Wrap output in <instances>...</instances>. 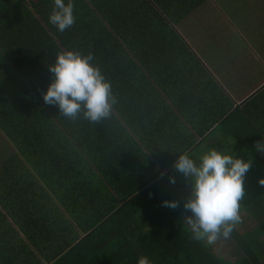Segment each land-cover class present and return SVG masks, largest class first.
Returning a JSON list of instances; mask_svg holds the SVG:
<instances>
[{"label": "trees", "instance_id": "obj_1", "mask_svg": "<svg viewBox=\"0 0 264 264\" xmlns=\"http://www.w3.org/2000/svg\"><path fill=\"white\" fill-rule=\"evenodd\" d=\"M226 1L73 0L61 33L53 0H0V264H264V186L246 189L225 261L192 238L190 184L173 168L223 150L201 145L217 130L264 171V20L230 19ZM65 50L94 56L117 98L109 118L44 103Z\"/></svg>", "mask_w": 264, "mask_h": 264}, {"label": "clouds", "instance_id": "obj_2", "mask_svg": "<svg viewBox=\"0 0 264 264\" xmlns=\"http://www.w3.org/2000/svg\"><path fill=\"white\" fill-rule=\"evenodd\" d=\"M73 0H53L48 14V23L58 32H65L76 23ZM91 53L65 50L58 52L55 62L48 70L52 81L42 94L45 104L58 106L60 114L75 120L78 117L92 123L100 122L111 115L117 103L111 84L100 68L93 63ZM255 150L264 153V142L254 145ZM251 167V160L244 161L234 154L210 148L198 161L183 153L173 163V168L190 178V194L183 209L190 213L184 217L192 238L214 246L221 240H228L241 223V201L245 196L244 179ZM170 183H175L169 177ZM264 186V179L259 180ZM161 206L175 209L178 201H162ZM137 264H152L145 255Z\"/></svg>", "mask_w": 264, "mask_h": 264}, {"label": "rangeland", "instance_id": "obj_3", "mask_svg": "<svg viewBox=\"0 0 264 264\" xmlns=\"http://www.w3.org/2000/svg\"><path fill=\"white\" fill-rule=\"evenodd\" d=\"M247 9L250 8V4L247 5L246 7ZM247 19H245L244 21H246ZM216 40L218 42H222L224 41L222 38H219ZM202 147H208L210 145H220L223 146V152H226L228 154H237L239 147L238 145H236L235 143H233L231 140L224 138L223 134H219V132L216 130L213 133H211V135H209L201 144ZM199 154V153H198ZM197 154V155H198ZM238 154H241V156H236V158H239L241 160L244 161H248L251 160V167L249 169V171L246 173L245 175V179H244V189L246 192L247 188H262L263 186L261 185H254V181L255 178L257 176H263L264 175V171L263 169L256 163L253 161V159H251L246 153H244V151H240ZM198 161L199 158H194ZM182 175V174H181ZM183 176V175H182ZM186 179V178H185ZM187 184H190V178L186 179ZM214 253L217 254L220 258H222L223 260H232V256L234 255V252L231 248V242L230 240H221L219 242H217L214 246Z\"/></svg>", "mask_w": 264, "mask_h": 264}, {"label": "crops", "instance_id": "obj_4", "mask_svg": "<svg viewBox=\"0 0 264 264\" xmlns=\"http://www.w3.org/2000/svg\"><path fill=\"white\" fill-rule=\"evenodd\" d=\"M23 2V5L30 10L32 8V5H34L35 2H37V0H21ZM226 3L228 4L230 9V12L228 13L227 17L230 19H236L238 17V13L237 11H243L244 16H251L253 18V20L255 21H263L264 20V0H237V2H235V0H230V1H226ZM250 4V8L247 9V5ZM222 5V4H221ZM253 6V7H252ZM245 11V12H244ZM242 14V15H243ZM248 20V19H247ZM239 21V19H238ZM237 26L239 27H248V25H246L245 23L241 22L237 24ZM211 29L214 30L216 32V36L221 37L222 33H220V31L224 28V26L221 27V24H219L218 26L210 25ZM256 50H260L257 47H254ZM262 51H264V47L262 48ZM228 70H233L234 74L238 75V71L237 69L229 64L226 67ZM50 197L55 200V197L53 196V194H49Z\"/></svg>", "mask_w": 264, "mask_h": 264}]
</instances>
